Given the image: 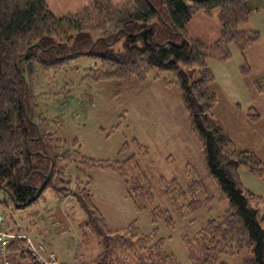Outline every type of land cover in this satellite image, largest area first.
I'll use <instances>...</instances> for the list:
<instances>
[{
	"label": "trees",
	"instance_id": "trees-1",
	"mask_svg": "<svg viewBox=\"0 0 264 264\" xmlns=\"http://www.w3.org/2000/svg\"><path fill=\"white\" fill-rule=\"evenodd\" d=\"M154 2L131 0L128 9L116 7L101 12L93 4L85 5L76 15L57 17L46 0H0V191L19 208L37 202L46 188L63 193L53 186V181L62 182L63 168L58 165L71 158L88 171L114 173L125 182L139 211L151 209V186L136 166L96 161L82 152L78 156L77 151L72 157L70 151H63L62 139L49 132L42 124V114L32 109L29 82L41 72L57 71L81 56L97 61L92 72L99 81L144 78L150 70L157 69L174 74L194 132L203 145L208 171L222 198L229 202L220 219L209 220L193 239L185 238L191 264H221L222 256L236 257L243 251L252 256L241 264H264V203L244 188L238 175L244 167L264 180V161L256 153L238 150L214 119L218 85L208 64L210 59L229 61L232 44L244 54L258 42V32L242 29L251 14L249 0H159L165 12ZM217 10L220 32L214 43L206 44L188 33L196 16L210 17ZM102 12L115 24L113 31L98 22L96 26L92 24ZM81 16L84 18L80 23ZM98 30L102 31L101 38L92 41ZM122 32L128 35L124 52L97 53L98 48L111 43L110 39L116 42ZM241 69L244 76L250 75L247 64ZM247 118L251 123L261 120L255 108L247 111ZM37 177L43 180L40 186ZM162 182L165 195L182 218L210 202L201 181L193 180L187 190L176 180L168 182L163 178ZM39 190L42 193L37 198ZM82 194L76 198L90 232L101 245L94 264H179L165 252V241L157 230L144 235L134 223L113 231L95 206L92 193ZM3 203L0 200V206ZM151 215L155 225L175 224L169 210L154 208ZM27 245V241L16 239L9 246L13 264L35 263Z\"/></svg>",
	"mask_w": 264,
	"mask_h": 264
},
{
	"label": "rangeland",
	"instance_id": "rangeland-1",
	"mask_svg": "<svg viewBox=\"0 0 264 264\" xmlns=\"http://www.w3.org/2000/svg\"><path fill=\"white\" fill-rule=\"evenodd\" d=\"M154 1L165 12L164 4ZM48 3L53 9L63 7L61 11L67 13L64 16L76 15L84 5L93 4L100 12L131 7V0H48ZM248 4L251 14L242 29L256 31L260 38L244 54L232 44L227 62L209 60L218 85L215 88L218 104L213 116L238 150L256 153L264 161V0H249ZM108 18L102 12L92 24L96 26L98 22L113 31L115 24ZM187 29L192 37L206 44L214 43L220 32L218 10L210 17L196 16ZM101 32L98 30L92 41L101 38ZM127 39L128 35L122 32L116 42L110 39L111 43L98 48L97 53L106 50L122 53ZM246 64L250 75L244 76L241 68ZM96 65L93 58L81 56L57 71L41 72L29 82L32 109L42 114L45 121L42 124L62 139L63 151H70L72 157L77 151L78 156L82 152L96 161L136 166L151 186L154 196L151 209L139 211L128 195L125 182L114 173L101 169L88 171L69 158L58 165L63 168L62 182L53 181V186L63 193L46 188L37 202L19 208L0 191V200L5 202L0 206V214H5L8 226L11 224L16 230L19 223L35 246H44L62 263L94 264L101 252L100 240L90 232L76 198L88 191L111 230H124L134 223L144 235L157 230L159 238L165 241V252L179 264H191L185 238L193 239L209 220L220 219L229 202L222 198L208 171L203 145L194 132L180 88L174 83V74L154 69L144 78L99 81L92 72ZM250 108L260 114L259 122L248 121ZM238 175L244 188L264 203V180L244 167ZM163 178L168 182L176 180L184 190L193 180L201 181L210 202L182 218L164 193ZM36 183L40 186L43 180L37 177ZM154 208L169 210L174 226L168 227L163 222L155 225L151 215ZM251 256L248 251L236 257L222 256L221 264H241Z\"/></svg>",
	"mask_w": 264,
	"mask_h": 264
},
{
	"label": "built area",
	"instance_id": "built-area-1",
	"mask_svg": "<svg viewBox=\"0 0 264 264\" xmlns=\"http://www.w3.org/2000/svg\"><path fill=\"white\" fill-rule=\"evenodd\" d=\"M16 239H23L27 241L28 250L34 258V264H65L58 259L55 253L48 252L44 246H35L28 236L9 233L8 222L5 216L0 214V264H13L8 249L12 242ZM67 264L77 263L71 262Z\"/></svg>",
	"mask_w": 264,
	"mask_h": 264
},
{
	"label": "crops",
	"instance_id": "crops-1",
	"mask_svg": "<svg viewBox=\"0 0 264 264\" xmlns=\"http://www.w3.org/2000/svg\"><path fill=\"white\" fill-rule=\"evenodd\" d=\"M47 3H48V0H47ZM48 5H49V7L51 8V10H53L54 11V13H55V15L57 16V17H61V16H64L65 14H67L66 12H64V11H61V10H63L64 8L62 7V8H59V9H53L52 7H51V5L48 3ZM85 6V5H84ZM83 7V6H82ZM82 7H80L79 9H81ZM59 12H60V14H59ZM58 15H60V16H58ZM196 19V17L194 18V20ZM193 22V21H192ZM191 22V23H192ZM191 23L189 24V26L191 25ZM188 26V27H189ZM189 33V32H188ZM52 221V220H51ZM53 223L55 224L56 223V220H53ZM23 230H22V228L20 227V224L19 223H17V230L16 229H14L13 227H11V224H9V226H8V232L9 233H11V234H16V235H27V234H25L24 232H22ZM29 237V236H28ZM30 238V237H29ZM31 239V238H30ZM32 242H33V240H32ZM34 244V243H33ZM35 245V244H34ZM1 261V260H0ZM28 262H24L23 264H27ZM17 264H19L18 262H17Z\"/></svg>",
	"mask_w": 264,
	"mask_h": 264
},
{
	"label": "water",
	"instance_id": "water-1",
	"mask_svg": "<svg viewBox=\"0 0 264 264\" xmlns=\"http://www.w3.org/2000/svg\"><path fill=\"white\" fill-rule=\"evenodd\" d=\"M48 177H49V176H48ZM41 193H42V192L39 190V193H38V196H37V198H38V197L41 195Z\"/></svg>",
	"mask_w": 264,
	"mask_h": 264
}]
</instances>
